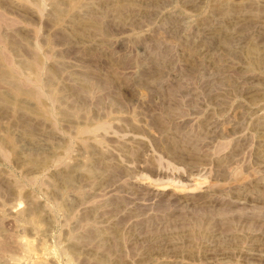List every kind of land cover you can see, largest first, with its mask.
I'll return each instance as SVG.
<instances>
[{
  "label": "rangeland",
  "instance_id": "rangeland-1",
  "mask_svg": "<svg viewBox=\"0 0 264 264\" xmlns=\"http://www.w3.org/2000/svg\"><path fill=\"white\" fill-rule=\"evenodd\" d=\"M0 97V264H264V0H0Z\"/></svg>",
  "mask_w": 264,
  "mask_h": 264
},
{
  "label": "bare ground",
  "instance_id": "bare-ground-1",
  "mask_svg": "<svg viewBox=\"0 0 264 264\" xmlns=\"http://www.w3.org/2000/svg\"><path fill=\"white\" fill-rule=\"evenodd\" d=\"M54 7H53V9H54V12L56 13V14H58L59 12H60V7H59V5H58V3L57 2H55L54 4ZM1 99H2V97H0ZM3 100V99H2ZM28 211V216H29V219L31 220V219H33L32 221H34V218H37L39 215H38V210L36 209V207H33V208H31V209H28L27 210ZM26 215V214H25ZM28 216L26 215V218H28ZM26 218H25V220H26ZM39 219V218H38ZM27 222H29V221H27Z\"/></svg>",
  "mask_w": 264,
  "mask_h": 264
}]
</instances>
